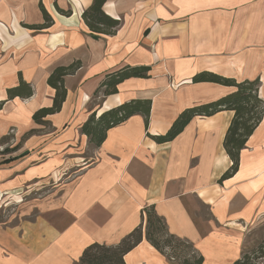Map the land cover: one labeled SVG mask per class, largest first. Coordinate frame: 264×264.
Segmentation results:
<instances>
[{
  "label": "crops",
  "instance_id": "crops-1",
  "mask_svg": "<svg viewBox=\"0 0 264 264\" xmlns=\"http://www.w3.org/2000/svg\"><path fill=\"white\" fill-rule=\"evenodd\" d=\"M92 2L0 0V202L24 197L33 213L0 224V264H77L88 246L115 247L139 226L142 240L124 263L170 264L144 239L147 206L202 264H233L246 235L264 226V117L237 172L221 183L232 164L223 148L232 111L196 116L169 142L151 137L166 134L183 110L234 91L194 83L200 73L258 79L264 101V0H105L101 10L119 23L109 35L82 20ZM42 9L50 24L28 28L44 24ZM73 63L60 111L44 118L47 127L34 123L32 115L52 105L47 77ZM124 67H146L147 77L96 93ZM20 81L32 95L8 98ZM135 100L150 101L147 126L133 115L99 147L81 134L91 114ZM33 191L40 196L29 199Z\"/></svg>",
  "mask_w": 264,
  "mask_h": 264
},
{
  "label": "trees",
  "instance_id": "trees-1",
  "mask_svg": "<svg viewBox=\"0 0 264 264\" xmlns=\"http://www.w3.org/2000/svg\"><path fill=\"white\" fill-rule=\"evenodd\" d=\"M104 2L105 0H93L91 6L81 14V18L90 31L109 35L114 32L113 29L119 23L103 13L101 8ZM60 12L64 15L70 13V11ZM42 13L44 24L27 27L39 29L50 24L51 19L43 9ZM77 68L78 64L73 63L69 66L56 67L49 74L46 83L55 91L52 105L37 110L32 115L34 123L47 127L48 123L44 121V118L60 111L66 97L64 77L73 74ZM147 71L148 68L146 67H124L111 72L106 75L96 93L102 89L103 97L115 94L119 83L132 77L145 78L147 77ZM192 81L194 83L209 82L232 87L234 91L214 102L183 110L166 134L151 138L158 144L169 142L180 134L190 120L196 116H211L220 111H232L233 117L223 141V148L232 164L220 177L218 182L221 183L237 172L240 152L264 117V101L258 96L259 80L237 82L234 79L204 72L194 76ZM7 93L8 98L16 96L29 97L32 95V90L28 84L20 81L16 88L8 90ZM149 112V100H135L124 103L101 113L98 117L94 113L91 114L80 127V132L87 137L91 145L99 147L110 128L121 124L133 115H141L147 126ZM142 216L145 217L144 239L163 255L170 264H202L203 257L195 247L190 242L170 234L163 218L156 214L152 206L143 208ZM142 234V226H139L126 235L115 247L94 243L83 251L77 264H125L124 255L141 242ZM262 255L264 254L256 258L254 255L244 253L233 264H258L256 260L260 259Z\"/></svg>",
  "mask_w": 264,
  "mask_h": 264
},
{
  "label": "rangeland",
  "instance_id": "rangeland-1",
  "mask_svg": "<svg viewBox=\"0 0 264 264\" xmlns=\"http://www.w3.org/2000/svg\"><path fill=\"white\" fill-rule=\"evenodd\" d=\"M38 196L40 195H36L34 191L28 195L29 199L37 198ZM25 200L24 197H16L15 200L6 199L2 203L0 202V224H14L19 219L30 218L33 213L25 212ZM245 247V254L254 255L256 258L264 254V226L255 227L254 230L246 235ZM256 261L258 264L264 263V255Z\"/></svg>",
  "mask_w": 264,
  "mask_h": 264
}]
</instances>
